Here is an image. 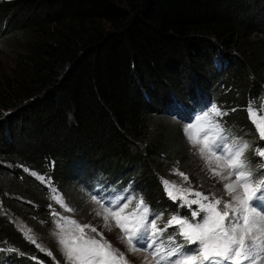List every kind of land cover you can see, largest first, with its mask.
Masks as SVG:
<instances>
[{"label": "trees", "instance_id": "trees-1", "mask_svg": "<svg viewBox=\"0 0 264 264\" xmlns=\"http://www.w3.org/2000/svg\"><path fill=\"white\" fill-rule=\"evenodd\" d=\"M0 38L14 61L0 72V264H66L51 225L66 210L53 196L83 206L77 181L89 171L132 180L165 220L181 210L159 188L177 162L212 189L170 142L167 113L215 101L260 159L246 105L264 98V0H0Z\"/></svg>", "mask_w": 264, "mask_h": 264}, {"label": "snow or ice", "instance_id": "snow-or-ice-1", "mask_svg": "<svg viewBox=\"0 0 264 264\" xmlns=\"http://www.w3.org/2000/svg\"><path fill=\"white\" fill-rule=\"evenodd\" d=\"M246 111L259 140L264 141V98L250 100ZM226 115L227 111L212 103L184 126L194 155L221 188L195 190L188 175L176 169L180 183L161 178L167 196L174 203L179 201L178 208H186L190 215L177 211L165 220L163 211H153L142 195H133L130 189H113L106 201L91 196L101 205L95 215L103 220L102 227L109 232L119 229L117 239L126 244L129 254L141 249L150 252L152 261L145 258L142 264H264V147L254 149L260 159L253 165L246 155L251 144L230 133L222 119ZM53 199L73 211L60 196ZM61 220L74 231L67 230ZM56 226L66 264H131L126 253L96 227L68 217L58 219ZM170 228L174 230L169 232ZM25 238L35 243L34 236L25 233Z\"/></svg>", "mask_w": 264, "mask_h": 264}, {"label": "rangeland", "instance_id": "rangeland-1", "mask_svg": "<svg viewBox=\"0 0 264 264\" xmlns=\"http://www.w3.org/2000/svg\"><path fill=\"white\" fill-rule=\"evenodd\" d=\"M13 65H14V61H13L9 51H7L6 44L0 38V72L10 71ZM198 113H200V112H198ZM167 114H168L167 116H165V115L163 116L164 120L166 122V124H164V126L166 125L165 126L166 130H168L170 132L169 133V138L171 140L170 142H172V140H173L177 144L179 143L180 149L183 151L184 156H186L189 160H191V162H189L190 165L187 166V168L189 167L191 170L195 169L197 171L198 175L200 176L199 178L201 180H204L205 183L209 184V187L213 186L217 189L221 188L222 185L218 184L216 179L211 177V173L206 169V166L203 163V161H201L196 155H194V150L192 149L188 140L185 137L184 126L187 123L192 122V119H189V115L184 118L183 115L175 116L173 113H170V114L167 113ZM186 114H187V112H186ZM171 123H174V125ZM179 128H180L182 134H184L183 135V138H184L183 144H182L181 140H178V139H180V137L176 133V130ZM246 140L249 141V139H246ZM176 143H174V144H176ZM253 147H254L253 148V153H254V149H256L258 147H264V144L261 145L259 142V138H258V141L256 143H254ZM249 151L250 150H248V152L246 153L247 156H248ZM257 161L259 162V159ZM119 162H120V160H119ZM258 162H256V164H258ZM118 168H126V165L118 164ZM174 169H176L177 171L183 172L180 168L175 167ZM142 170H143V168H140L137 173H140ZM172 174H173L172 177H166L165 176L164 179H167L169 181H176L177 183H180L182 178L180 176L176 175L174 173V171ZM86 175H87V178L82 177L77 181V184L79 186V191L81 192V194L79 193V195H80L81 199H83V202H84L83 206H78L76 204V202H73V201H71V202L66 201L63 194L59 193L58 196H60V198L66 203V205L68 207L72 208L73 211L68 212L67 209L65 207H63V209H65L66 212L61 210V211H55V213H59V214L63 213L65 215L64 217H68L70 219H75V220H77V222H79L81 224H90V225L96 227L97 231L103 233L104 237L108 241H111L115 248H118L121 251H124L126 253V255L128 256V260L131 262V264H142V262L145 261V258H147L148 261H152V256H151L150 252L145 251L143 249L129 254L127 252L126 244L123 242H120L117 239L120 235L119 229L113 228V230L111 232H109L106 228L102 227V225L104 223L103 220L100 217L95 215L96 212L101 211V205L93 202L91 200V196L96 195L98 198L104 197L105 201H106L107 197L111 193V190L115 189L117 192H122L124 189H130V192L133 195H135V193H136V195H142L144 197L145 201L147 202V204L150 206V208L153 211H154V209H157L158 207L153 203V201H150L147 197H145L141 191L138 192V190L133 189L134 186L131 183L132 180L130 181L128 179L127 181H124V183L117 184L116 182L119 179L118 174L110 175L107 172H91V171H89L86 173ZM43 177H44L43 182L48 184V185H51L52 189H55L57 192L58 187L56 188L55 186H53L51 184V179L49 177H45V176H43ZM189 184L195 190L202 191L201 189H199L194 184H191V183H189ZM139 188L145 193V195L153 198V200L155 199V203H157L159 206L164 205V203L162 202L163 199H159L160 194L156 189H154L152 187L144 188L142 185H140ZM159 188H160V193L161 194L163 193V198H164V196H165L164 195L165 190H163L164 186H163V189L161 186ZM19 195H20L19 193L12 192V197H16V198L18 197L19 199H21V196H19ZM132 206H134V201H133V205H131L130 207H132ZM193 207H195V206H193ZM86 208H87V210H86V212H84V209H86ZM183 209L186 210V208H181V210H179V212L183 213V211H184ZM176 212H174V213H176ZM15 216L20 217L17 214H15ZM59 218L60 217H55V219L54 218L51 219V225L53 228V230H52L53 233H57L60 231V229H58L56 226V221ZM61 223L65 224V227L67 230L74 231V227L72 225L66 224V222L63 220H61ZM40 237L42 239L45 238L48 241L46 236L40 235ZM51 243L54 244V241ZM57 245H59V243ZM59 248L61 249L60 245H59Z\"/></svg>", "mask_w": 264, "mask_h": 264}]
</instances>
